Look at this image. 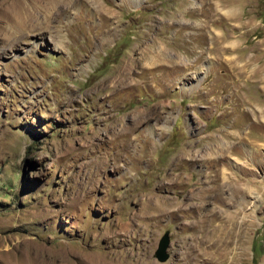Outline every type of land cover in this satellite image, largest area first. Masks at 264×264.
Listing matches in <instances>:
<instances>
[{"label": "rangeland", "instance_id": "rangeland-1", "mask_svg": "<svg viewBox=\"0 0 264 264\" xmlns=\"http://www.w3.org/2000/svg\"><path fill=\"white\" fill-rule=\"evenodd\" d=\"M47 2L0 0V264H264V0Z\"/></svg>", "mask_w": 264, "mask_h": 264}, {"label": "bare ground", "instance_id": "bare-ground-1", "mask_svg": "<svg viewBox=\"0 0 264 264\" xmlns=\"http://www.w3.org/2000/svg\"><path fill=\"white\" fill-rule=\"evenodd\" d=\"M47 1H52V0H36V2L38 3V2H47ZM133 1H135V2H137L138 0H133ZM69 2V1H68ZM67 2V3H68ZM48 3V2H47ZM49 4V3H48ZM37 6V5H36ZM48 6H50V5H48ZM69 6H71V4H69L68 6H66L67 8L69 7ZM99 8V7H98ZM36 10V9H35ZM46 11V10H45ZM47 11H49V10H47ZM42 12H44V11H42ZM107 15H109V16H111V14H109V13H106ZM31 15V14H30ZM50 15V14H49ZM57 15V14H56ZM56 15H54L55 16V18H56ZM33 16V15H32ZM34 17V16H33ZM51 18V16H48L47 17V19L48 18ZM46 20V19H45ZM113 28H114V26H113ZM112 28V29H113ZM107 32H108V35H109V32H110V30L108 31L107 30ZM114 34V29H113V32L111 33L110 32V36H112ZM60 43V42H59ZM58 44V43H57ZM59 45V44H58ZM154 45V44H153ZM151 46V45H150ZM150 48V47H149ZM148 47L147 48H143V49H146V50H150ZM154 48V47H153ZM152 48V49H153ZM142 50V49H141ZM141 55H142V52H141ZM157 56V55H156ZM147 57V56H146ZM149 57V56H148ZM150 58H156L153 54H150ZM123 72V71H122ZM222 143H218V144H212V145H209V146H207V153L208 154H212V153H219V154H221L222 153ZM225 149V148H224ZM187 153V152H186ZM216 155V154H215ZM204 157V156H203ZM221 174H223L224 176H225V172L223 171V172H221ZM217 177V176H216ZM219 177V176H218ZM223 178V177H222ZM219 180V179H218ZM236 180V179H235ZM227 182V181H226ZM231 182H232V180H231ZM219 184V183H218ZM222 185V184H221ZM230 185V184H229ZM232 188V187H231ZM234 189V188H233ZM200 190V189H199ZM197 191V190H196ZM201 192V190L200 191H198V196L197 197H195L194 195H192L191 193V195H190V197H189V199H192V200H190V204L191 205H200L201 203H202V201H200V196H199V193ZM221 193V192H220ZM218 194L216 197H221V194ZM164 198H163V202H160V201H158V200H156V202H155V204H154V207L156 208V209H158V210H164V211H167V209L170 207V205L168 206V208H167V204H165V202L166 201H168V198H167V196L165 197V196H163ZM155 199H157V198H155ZM168 203H169V201H168ZM172 205V204H171ZM189 206V205H188ZM167 208V209H166ZM166 209V210H165ZM162 214V213H161ZM234 218V217H233ZM213 228V227H212ZM211 228V229H212ZM231 229L232 230H234V228L233 227H231ZM213 230H216L215 232H217V234H218V238H216L217 239V241H215V244H212V245H214V247H215V245H217V252H219V253H223V255H225V252L227 251V249L229 248V244H230V242H227V241H225V242H223L225 239H224V237L222 236L221 237V234L223 235L224 233H225V229H224V227L222 226V223L221 224H219V225H217V226H215V228L213 229ZM227 231V230H226ZM198 237V236H197ZM202 238V237H201ZM196 239V238H195ZM199 239V238H198ZM206 239V238H205ZM193 240H194V238H193ZM201 240H203V239H201ZM207 240V239H206ZM229 240V239H228ZM195 242H196V240H194ZM207 241H209V240H207ZM187 242H189V241H187ZM191 242V241H190ZM205 242V241H204ZM212 242V241H211ZM221 242V243H220ZM197 243V242H196ZM195 243V244H196ZM200 243V242H199ZM187 244V243H186ZM189 244V243H188ZM203 244V243H202ZM210 244V243H209ZM185 245V244H184ZM191 245V244H190ZM198 245V244H197ZM189 246V245H188ZM187 247V246H186ZM192 247H194V245L192 246ZM185 248V247H184ZM196 248V247H195ZM203 248H206V247H203ZM210 248V247H209ZM183 249V248H182ZM186 249V248H185ZM194 249V248H193ZM235 249V248H234ZM191 250V249H190ZM197 250V249H196ZM185 251V250H184ZM193 251V250H192ZM205 251V250H204ZM207 251V250H206ZM187 252H189V251H187ZM191 252V251H190ZM195 252V251H194ZM208 252V251H207ZM200 254V253H199ZM198 254V255H199ZM202 254H203V252H202ZM187 255H189V253L187 254ZM208 255V254H207ZM86 256V255H85ZM200 256V255H199ZM222 256V255H221ZM88 257V256H87ZM98 258H96L95 256H92L91 255V257H90V259L89 260H93L96 264H122V262L120 263V262H117V261H115V259H110V258H108V259H105L104 257H99V256H97ZM85 259V258H84ZM110 259V260H109ZM86 260H87V258H86ZM141 264V263H140ZM152 264V263H151Z\"/></svg>", "mask_w": 264, "mask_h": 264}, {"label": "water", "instance_id": "water-1", "mask_svg": "<svg viewBox=\"0 0 264 264\" xmlns=\"http://www.w3.org/2000/svg\"><path fill=\"white\" fill-rule=\"evenodd\" d=\"M168 234L164 231L158 238L154 254L158 260H164L167 257L166 247L168 245Z\"/></svg>", "mask_w": 264, "mask_h": 264}]
</instances>
